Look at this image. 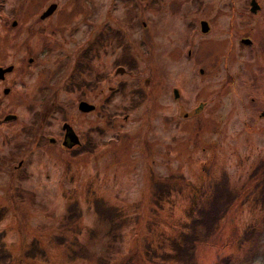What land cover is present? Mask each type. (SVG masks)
Returning a JSON list of instances; mask_svg holds the SVG:
<instances>
[{
  "label": "rangeland",
  "instance_id": "rangeland-1",
  "mask_svg": "<svg viewBox=\"0 0 264 264\" xmlns=\"http://www.w3.org/2000/svg\"><path fill=\"white\" fill-rule=\"evenodd\" d=\"M256 1L254 12L249 0L2 2L0 65L12 68L0 80V232L10 264H182L159 254L191 198H204L221 172L236 197L195 244L194 264H264V209L251 174L264 158V0ZM103 31L111 38L81 60ZM123 45L135 67L114 73ZM76 55L78 89L70 83ZM135 85L142 94L129 90ZM76 97L93 110H77ZM62 120L79 135L77 147L59 144ZM82 142L93 150L78 149ZM156 181L179 185L160 207L151 200ZM92 195L126 218L111 250ZM71 201L79 214L68 219ZM248 228L253 236L240 242ZM57 238H76L90 257L68 261ZM33 241L43 258L25 257Z\"/></svg>",
  "mask_w": 264,
  "mask_h": 264
},
{
  "label": "trees",
  "instance_id": "trees-1",
  "mask_svg": "<svg viewBox=\"0 0 264 264\" xmlns=\"http://www.w3.org/2000/svg\"><path fill=\"white\" fill-rule=\"evenodd\" d=\"M3 1L4 0H0V9ZM109 35L112 37L119 36L116 31H113V33ZM107 37L108 34L106 31L98 33L93 42H90L89 46L86 47V50L80 52L81 54L79 55L81 60H90L91 50L97 53V48L102 46V43L107 41ZM109 38L111 37H108V39ZM115 39L117 44L121 43L120 37ZM126 48V45H123L124 51L121 53L120 58L117 59V63L124 65L127 70L134 69V60L126 53ZM74 66L76 67L74 68L75 74H72L73 80L70 83L71 85L76 84L78 86L80 83L78 82V72L81 71L78 67L81 68L82 65L77 62V57L75 58ZM90 85L94 86V81L91 82ZM119 85L122 93L125 88L124 83L121 82ZM135 94L140 95L142 94V91L139 90ZM80 148L91 151L94 148V144L86 142L82 146L78 147V149ZM251 174L253 177L257 178L256 182L258 181L257 184L256 182L254 183L256 191L253 199L255 197V201L259 204V208L264 209V158L261 159L252 169ZM152 186L151 200L153 204L158 207H160L163 201L168 199L170 190H174L179 187L178 183H170L168 181H156L153 182ZM235 197L236 193L228 186L226 174L221 172L219 179L210 184L209 193L204 198H201L200 195L197 199L191 198L189 205L185 210L187 220L181 223V228L178 230L176 235L168 239L169 250L168 252L159 254V258L164 261L172 259L182 264H194L193 249L195 244L206 241L208 237L214 233L219 220L224 216L227 208L230 206ZM89 205L95 212L98 221L102 222L106 226V230L103 234L107 235V249H113V243L115 241H119L120 239L119 230L126 222V218L121 214V211L116 206L108 203L100 196L92 195L89 200ZM78 214L79 208L77 203L75 201L69 202L66 205L65 218L71 219L77 217ZM1 216L2 212L0 210V217ZM241 233L242 234L239 238L240 242L250 239L254 234V230L252 228H248L243 230ZM2 234L3 233L0 232V264H10L11 257L2 241ZM94 234V231L89 232V236H93ZM57 242L66 250L65 257L68 261L78 258L87 259L90 257V253L87 251L86 247L77 241L76 238H71L69 241H66L65 238H59ZM24 255L28 259L43 258L44 252L36 244V242L33 241L29 244L28 248L24 252ZM148 255L154 256L155 253L154 251H149ZM222 260L225 259L223 258ZM96 261H98V263L106 262L101 258H97ZM222 264H226V261L222 262Z\"/></svg>",
  "mask_w": 264,
  "mask_h": 264
},
{
  "label": "water",
  "instance_id": "water-1",
  "mask_svg": "<svg viewBox=\"0 0 264 264\" xmlns=\"http://www.w3.org/2000/svg\"><path fill=\"white\" fill-rule=\"evenodd\" d=\"M258 3L256 2V0H249L248 2V9L250 12H254L257 8H258ZM55 8V4L54 3H50L48 4L45 9L41 12V14L39 15V18L42 19L44 17H46L47 15H49L53 9ZM12 25L14 24V22L11 23ZM199 29L201 32H205L207 30V24L204 20H200L199 21ZM240 42L244 43V44H248L250 42V40L244 38V39H240ZM11 65H7L5 67H0V79H2L3 77V73L4 72H8L11 70ZM124 71L123 67H116L115 68V73H122ZM3 93L7 92V88H3L2 89ZM173 94L174 96H176V91L173 89ZM93 104L88 103L86 101H82L80 100L77 103V109L82 111V112H87L93 109ZM15 117L14 114H6L2 120H9V119H13ZM68 126L66 123H62L61 127L65 129V135L68 138V141L64 140L65 139V135H64V139L61 142V144L63 146H65L66 148H70L72 145L77 144L78 140L76 138V136L74 135V133L72 132L71 129H69V131H67L66 127Z\"/></svg>",
  "mask_w": 264,
  "mask_h": 264
},
{
  "label": "flooded vegetation",
  "instance_id": "flooded-vegetation-1",
  "mask_svg": "<svg viewBox=\"0 0 264 264\" xmlns=\"http://www.w3.org/2000/svg\"><path fill=\"white\" fill-rule=\"evenodd\" d=\"M51 3V2H50ZM55 4V3H54ZM55 6H56V4H55ZM77 57V55L75 56V58ZM1 66V65H0ZM118 66H120V67H122L121 66V64H118L116 67H118ZM1 67H4V66H1ZM74 69V67H72V71H74L73 70ZM124 69V68H123ZM125 71V70H124ZM123 71V72H124ZM4 73H6V72H4ZM4 73H3V77H2V79H4ZM114 73H115V69H114ZM72 76V74L70 75V77ZM2 79H0V80H2ZM120 84V83H119ZM72 87H77L76 89H78V86L76 85V84H73V85H71ZM88 87L89 86H91L92 87V85H87ZM68 87V86H67ZM114 87H116V86H114ZM119 87H120V85H119ZM4 88H6V87H4ZM109 91L107 92V94H109V92L111 91L110 90V88L108 89ZM131 92H133L134 94L136 93V92H138L139 90H140V88H138L136 85L134 86V88H131V89H129ZM132 90H134V91H132ZM8 91V90H7ZM76 100H77V102L76 103H78L80 100H82V101H85V100H83V99H78L77 97H76ZM87 102V101H86ZM88 103H90V102H88ZM94 108V107H93ZM56 110H58L60 113H61V115H62V117H63V113H62V109L60 108V107H58V108H56ZM78 110V109H77ZM93 110V109H92ZM63 119H64V117H63ZM2 121V120H1ZM62 123H66L68 126H65L66 127V129H67V131H69V129H71L72 130V132L74 133V135L76 136V138H77V140H78V143L77 144H74V145H72V146H74V147H77L79 144H80V141H79V135L74 131V129L72 128V126L68 123V122H66V121H63L62 120V122H61V125H62ZM61 125H60V129H61V131H59V137H58V142H59V144L61 145V146H63L62 144H61V142L63 141V139H64V135H65V129L64 128H62L61 127ZM83 136H84V142L87 140V141H89V139H90V134H87V133H84L83 134ZM64 140H66V141H68V138H67V136L65 135V139ZM48 141L49 142H55V139L53 138V137H49L48 138ZM84 142H82V145L84 144ZM64 148H65V146H64ZM68 149H70V148H68Z\"/></svg>",
  "mask_w": 264,
  "mask_h": 264
}]
</instances>
